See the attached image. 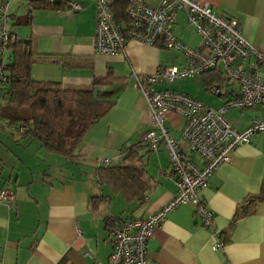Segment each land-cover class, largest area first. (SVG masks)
I'll use <instances>...</instances> for the list:
<instances>
[{"label":"crops","instance_id":"crops-1","mask_svg":"<svg viewBox=\"0 0 264 264\" xmlns=\"http://www.w3.org/2000/svg\"><path fill=\"white\" fill-rule=\"evenodd\" d=\"M59 1V7H65L70 0ZM76 1L83 8L66 13L45 3L11 0L8 30L29 41L32 52L41 58L31 67L33 78L59 81L65 89L112 91L115 103L89 126L70 157L49 151L30 134L0 131V187L8 185L15 196L11 205L0 201V264H109L113 235L104 218L144 217L165 205L177 190L167 151L163 147L151 151L142 141L151 127V114L139 81L158 68L183 65V55L171 51L168 64L163 56L170 51L134 39L116 54L96 53L95 6L91 0ZM198 1L208 3L216 14L237 19L241 35L264 51V0ZM172 31L189 47L200 44L182 11L176 12ZM108 72L118 78L94 85V79ZM157 88L186 93L213 109L238 96L237 83L225 78L218 86L224 93L215 94L216 98L201 78L175 80ZM255 116L264 120V105L230 110L225 119L242 131ZM165 124L178 139L182 118L169 112ZM131 147L152 185L138 204L112 193L97 181L95 171L98 161L118 163ZM182 150L202 165L199 155ZM262 182L264 132H258L238 145L198 192L212 223L205 225L190 206L180 204L147 240L150 264H264V197L249 202L259 194ZM99 195H109L110 200L92 202ZM248 206V213L236 216L237 210ZM218 239L223 244L214 249Z\"/></svg>","mask_w":264,"mask_h":264},{"label":"built area","instance_id":"built-area-1","mask_svg":"<svg viewBox=\"0 0 264 264\" xmlns=\"http://www.w3.org/2000/svg\"><path fill=\"white\" fill-rule=\"evenodd\" d=\"M11 0H0V86L6 80L5 43L11 38L7 22ZM53 3L55 0H47ZM126 6L125 21L118 22L110 0H92L95 6L93 47L96 53L113 55L121 52L128 40L181 52L184 64L165 66L144 77L140 91L151 114V127L142 135L143 143L151 151L163 147L169 156L172 177L177 187L175 195L158 210L144 217H131L119 221L112 229L113 244L109 264H150L146 243L166 215L180 204L192 208L205 225L212 223V215L200 200L198 192L205 188L219 165L230 159L236 147L248 143L251 136L264 132V120L259 116L238 131L224 118L229 109H245L264 105V51L255 48L241 35L234 17L216 14L208 3L198 0H121ZM82 5L70 0L61 12L81 10ZM177 11L185 14L187 26L200 36L197 47H189L172 31ZM218 67L224 78L238 85V96L225 100L213 109L186 93L159 89L175 80L199 79L202 72ZM215 94H223L218 87ZM1 98V95H0ZM169 112L182 118L178 139L169 132L165 119ZM20 132L24 130L19 128ZM196 153L202 160L197 166L182 150ZM108 164V159L98 161ZM97 163V164H98ZM14 192L7 186L0 188V201L11 205ZM218 241L214 249L221 247Z\"/></svg>","mask_w":264,"mask_h":264},{"label":"trees","instance_id":"trees-1","mask_svg":"<svg viewBox=\"0 0 264 264\" xmlns=\"http://www.w3.org/2000/svg\"><path fill=\"white\" fill-rule=\"evenodd\" d=\"M29 2L39 5L45 3L54 9L66 7H59V4H62L59 0L53 3L47 0ZM110 5L118 22L127 19V4L121 0H110ZM7 14L10 19L8 10ZM10 35L12 37L5 43L6 80L0 86V100L3 102L0 104V131L30 134L49 151L70 157L89 126L104 116L115 103L112 91L99 88L94 91L65 89L59 81L33 78L31 67L41 58L32 52L29 41L19 40L11 32ZM116 78L118 77L108 72L105 76L94 79V85L104 86ZM200 78L208 91H213L224 79L218 67L202 72ZM139 83L144 84L145 81L141 80ZM20 127L24 128L22 132ZM97 165V181L108 186L112 193L118 194L129 203L138 204L146 199L152 185L141 158L133 147L124 151L120 162ZM262 197L264 182L259 194L249 202L260 200ZM109 200V195L92 197L95 204L97 201L99 203ZM249 211V206L240 208L236 216L240 217ZM123 219L126 218L106 216L104 225L112 233L114 226Z\"/></svg>","mask_w":264,"mask_h":264},{"label":"rangeland","instance_id":"rangeland-1","mask_svg":"<svg viewBox=\"0 0 264 264\" xmlns=\"http://www.w3.org/2000/svg\"><path fill=\"white\" fill-rule=\"evenodd\" d=\"M92 1V0H91ZM196 32V31H195ZM197 33V32H196ZM198 34V33H197ZM198 36H199V34H198ZM200 37V36H199ZM162 48H164V47H162ZM168 50V51H170V52H168L166 55H164L163 57H164V59H166V61L168 62V64H171L172 63V59H173V53L174 52H171L172 50H169V49H167V48H164V50ZM177 53H180L181 55H182V53L181 52H177ZM6 58H5V62H6ZM182 80H185V79H182ZM181 80V81H182ZM167 84H169V83H167ZM171 84H172V82H171ZM166 85V84H165ZM203 92H205L204 90H202ZM206 93V92H205ZM209 93V92H208ZM210 94V93H209ZM211 95L214 97V96H216L215 95V93H211ZM214 98H216V97H214ZM3 102L0 100V104H2ZM228 110V111H227ZM226 111V113L224 112L223 113V116H224V118H225V116L227 115V113H229L230 112V110H237V109H234V108H229V109H227ZM182 125V124H181ZM181 129V128H180ZM116 208H119L117 205L115 206Z\"/></svg>","mask_w":264,"mask_h":264}]
</instances>
